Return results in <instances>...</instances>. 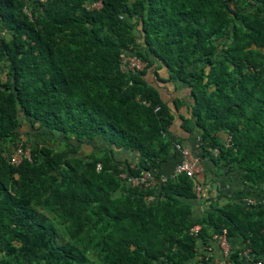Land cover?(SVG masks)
Returning a JSON list of instances; mask_svg holds the SVG:
<instances>
[{
    "label": "trees",
    "instance_id": "obj_1",
    "mask_svg": "<svg viewBox=\"0 0 264 264\" xmlns=\"http://www.w3.org/2000/svg\"><path fill=\"white\" fill-rule=\"evenodd\" d=\"M0 28V264H187L222 231L235 263L264 258V202L211 198L189 220L192 180L159 171L173 112L143 77L164 65L203 157L264 196V0H0ZM131 55L144 65L121 72ZM17 143L31 160L8 161ZM144 169L155 183L130 185Z\"/></svg>",
    "mask_w": 264,
    "mask_h": 264
},
{
    "label": "crops",
    "instance_id": "obj_2",
    "mask_svg": "<svg viewBox=\"0 0 264 264\" xmlns=\"http://www.w3.org/2000/svg\"><path fill=\"white\" fill-rule=\"evenodd\" d=\"M167 73L168 71L164 65L157 67V63L152 62L146 68L143 77L147 83L153 85L157 89L159 97L166 103L170 110L172 109L173 118L168 129L171 135L179 140L178 142L181 145L188 148L191 157L197 161L200 168L196 177L199 183L202 184V190L199 196H195L194 199L189 201V220L194 222L198 221L202 217L203 210L211 198L217 199L218 203H223L228 200L232 193L242 195L241 202L242 205L246 207L253 206L257 203H263V192H255L254 189L246 187L237 169L228 170L226 167L215 164L213 161L203 157L199 147L201 142L198 138L197 131L192 130L188 132L183 128L184 126H182L181 116L188 117L186 115L188 93L183 86L178 83L175 84L170 80H165ZM2 75L3 70L0 68V76ZM175 102L178 103L177 109L175 108ZM222 136L224 137L225 133H223ZM67 152L70 153V151ZM178 158V152L170 149L166 159L160 164V173L170 175L173 164L178 161ZM211 233L212 232L209 233V236H207L203 242L198 240L196 255L192 257L187 264H253L251 260L242 259L239 256L238 250L235 257H233V255L231 256L232 258L238 259L237 263L231 260L230 257L224 256L216 241L210 235ZM227 243L231 253L240 248L243 242L239 237L232 236L227 238Z\"/></svg>",
    "mask_w": 264,
    "mask_h": 264
},
{
    "label": "built area",
    "instance_id": "obj_3",
    "mask_svg": "<svg viewBox=\"0 0 264 264\" xmlns=\"http://www.w3.org/2000/svg\"><path fill=\"white\" fill-rule=\"evenodd\" d=\"M40 2H43L44 0H38ZM100 2H96L95 5H97ZM25 11L27 12V8L25 7ZM144 65V62L140 60L139 58L135 57L134 55L128 56L122 60V64L120 65V70L123 73H129V70L133 71L136 69H140ZM146 103V102H145ZM157 106L154 107L156 109ZM229 137L226 138V144L228 143ZM174 149L179 154V160L173 165L172 168V174H180L184 173L188 178L192 180V190L197 195L198 193H201L202 185H200L195 179L194 176L198 171V168L195 164L194 160H191L189 156V150L185 146L181 145L180 143L174 144ZM213 153L217 151L216 147H213L211 149ZM8 161L11 164H18L23 159L31 160V153H30V147L27 145H23L22 143H17L14 148L7 154ZM123 178H125V174H121ZM164 178L163 175H159V181H161ZM128 182L130 185L142 183L144 185H153L155 183L152 171L149 169H144L140 172V174L132 176L128 178ZM250 201V200H249ZM198 227L195 226L191 229L193 233L197 231ZM212 238L216 241L217 245L221 249V251L224 254H227L230 249L227 243V238L224 233V231L220 232H214L212 233ZM241 255H244V257L247 259L251 257L250 250L249 249H241L239 252ZM253 264H264V258L256 259L253 261Z\"/></svg>",
    "mask_w": 264,
    "mask_h": 264
},
{
    "label": "rangeland",
    "instance_id": "obj_4",
    "mask_svg": "<svg viewBox=\"0 0 264 264\" xmlns=\"http://www.w3.org/2000/svg\"><path fill=\"white\" fill-rule=\"evenodd\" d=\"M100 5V3H98L97 4V6H99ZM27 8V7H26ZM24 9V11H25V7L23 8ZM26 12V11H25ZM27 13H28V15L30 16V13H29V9H27ZM0 34H2V35H7L8 34V31L6 30V29H4V28H2V29H0ZM136 34V33H135ZM137 36V35H136ZM0 68H1V66H0ZM25 125H27V127L29 128V126H28V122L27 123H24L23 125H21L20 127H18V130H20V134H22L23 136L26 134V132H27V129H26V127H25ZM30 131H31V129H30ZM28 136V135H27ZM62 136L60 135V133H58V134H56V140H55V142H49V144H52V146H54V147H56L57 149H59L60 148V146L62 147V145H63V139L61 138ZM28 138H30V139H32V137H28ZM92 149V147H90V146H88L87 144H82V148H81V151H80V156H83V154H86V152H88V151H90ZM66 151H70V148H66ZM67 153H69V152H67ZM100 167V166H99ZM200 194L198 193L197 194V196H199Z\"/></svg>",
    "mask_w": 264,
    "mask_h": 264
},
{
    "label": "clouds",
    "instance_id": "obj_5",
    "mask_svg": "<svg viewBox=\"0 0 264 264\" xmlns=\"http://www.w3.org/2000/svg\"><path fill=\"white\" fill-rule=\"evenodd\" d=\"M26 3H27V2H26ZM24 7H27V6L24 5L23 8H24ZM27 9H28V7H27ZM23 10H24V9H23ZM26 13H27V12H26ZM29 13H30V10H29ZM27 14H28V13H27ZM30 17H31V13H30ZM0 29H2V28H0ZM1 36H6V35H2V34H0V37H1ZM121 72H122V71H121ZM155 106H157V105H155ZM155 106H154V107H155ZM157 107H158V106H157ZM227 137H229V136H226L225 139H226ZM176 152H177V151H176ZM189 156H190V158H191L190 151H189ZM178 160H179V158H178ZM191 160L196 161L194 158H191ZM195 164H196V166H197V168H198V171H197V173H198V172L200 171V168H199V165H198L197 163H195ZM173 165H174V164H173ZM197 173H196V174H197ZM196 174H195V176H194V179L199 183V181L197 180ZM199 184H200V183H199ZM200 185H202V184H200ZM192 191H193V190H192ZM193 193H194V192H193ZM194 195L197 196L195 193H194ZM195 226H197L198 229H199V226H198V225H194L193 227H195ZM193 227H192V228H193ZM192 228H190V232H191L192 234L197 233V231H196L195 233H193V232L191 231ZM198 229H197V230H198ZM212 233H214V232H212ZM212 233L210 234L211 236H212ZM240 250H241V249H239L238 253L240 252ZM229 252H230V251H229ZM229 252H228L226 255H225L223 252H222V253L224 254V256L227 257V255H229ZM250 255H251V257L247 258V260H251L252 262H253L254 260H256V259H253V254H252L251 252H250ZM239 256H240L242 259L245 258L244 255H241L240 253H239ZM193 257H194V256H193ZM245 259H246V258H245Z\"/></svg>",
    "mask_w": 264,
    "mask_h": 264
}]
</instances>
